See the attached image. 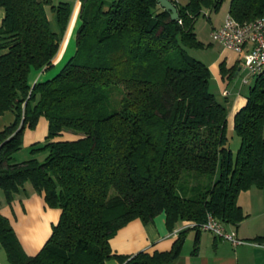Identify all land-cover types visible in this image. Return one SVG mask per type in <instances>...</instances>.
Wrapping results in <instances>:
<instances>
[{
    "label": "trees",
    "instance_id": "obj_1",
    "mask_svg": "<svg viewBox=\"0 0 264 264\" xmlns=\"http://www.w3.org/2000/svg\"><path fill=\"white\" fill-rule=\"evenodd\" d=\"M79 1L75 53L41 79L60 42L46 5L63 34L71 3L0 0V114H14L0 130V187L9 201L29 183L60 209L37 253H25L1 213L0 243L10 264H104L111 256L120 264H170L182 232L169 250L152 254H114L109 239L128 221L159 213L169 228L201 223L207 213L233 225L246 217L239 192L264 187V70L234 115L233 153L210 70L186 48L203 44L194 31L199 12L223 0L175 4V20L157 0ZM228 14L252 20L264 15V0H229ZM32 71L41 76L31 80ZM41 117L44 159L12 160ZM185 171L193 182L179 187ZM197 175L207 178L198 182Z\"/></svg>",
    "mask_w": 264,
    "mask_h": 264
},
{
    "label": "crops",
    "instance_id": "obj_2",
    "mask_svg": "<svg viewBox=\"0 0 264 264\" xmlns=\"http://www.w3.org/2000/svg\"><path fill=\"white\" fill-rule=\"evenodd\" d=\"M71 1L69 2L73 6L72 13L62 44V47H66V49L72 45L75 27L79 21L80 1ZM171 1L174 4H184L187 0ZM209 15L210 13H208ZM3 16V8L0 7V23ZM49 20L51 29L59 35L61 41L62 34L54 12H51ZM210 20L211 31L223 23V17L215 20L210 18ZM217 44L220 48H215L213 43H209L211 47L203 49L208 50L210 54L207 56L200 54L195 58L203 61L212 73L213 89H209L226 110L227 135L232 142L230 143L232 150V145L236 149L239 145V138H236L238 141L234 140L237 136L232 132L234 115L245 104L246 95L254 82V77L251 80L248 79L247 82H242L245 72L241 66L239 55L232 50L223 48L219 42ZM221 66L224 71H221ZM40 76L41 72L37 71H32L30 74L31 80ZM13 121L14 114L11 111L7 110L0 114V130ZM65 136L71 138L73 134L65 133ZM235 152L236 150L233 151V153ZM24 188V190L15 193L9 201L6 200L2 190L0 213L8 220L25 253L33 255L48 239L52 225L59 219L60 209L48 206L43 193L35 191L29 183H25ZM250 191H252L250 188L241 191L237 196V201L246 217L237 225L223 223L227 230L234 229L237 237L246 240V242L233 244L207 230L188 228L182 231L184 241L181 250L170 264H264V247L253 243V241H264V199L251 194ZM180 224L181 222L169 228L164 213L157 214L148 222H143L139 218L132 219L120 227L109 239L111 251L124 256H131L140 251L148 254L155 251H167L181 233L172 234V231ZM0 264H10L1 243ZM104 264H120V262L115 256H111L105 260Z\"/></svg>",
    "mask_w": 264,
    "mask_h": 264
},
{
    "label": "rangeland",
    "instance_id": "obj_3",
    "mask_svg": "<svg viewBox=\"0 0 264 264\" xmlns=\"http://www.w3.org/2000/svg\"><path fill=\"white\" fill-rule=\"evenodd\" d=\"M60 1L72 2L71 0H52V3L58 4ZM105 1L108 4V3L112 2L113 0H105ZM182 1H185V0H182ZM228 5H229V0H223L222 3L218 6V8L216 10L203 8L199 12V14L195 18L194 31H195L198 39H200V41L203 44L201 46H198V47H186L189 55H191L193 57H199L200 54L201 55L206 54V56L209 55L210 54L209 51L208 50L205 51L203 49V48H210L211 46L209 45V43H213V46L215 48H220L219 45L217 44V41L212 38V35L210 33V31H211L210 30L211 29L210 18H214V20H215L219 17H223V21H224L226 15H227V11H228ZM46 9H47L48 16L51 17L52 11L50 9V6L46 5ZM208 13H210V15H209L210 18L208 16ZM69 21H70V18H69ZM69 21L67 22L66 28L62 34V38H61V41L59 44V49H58L57 55L55 56V59L53 61V66L48 70L47 75H42L40 77L41 79H44L46 77H52L53 75L57 74L61 70L63 65L68 61V59L75 53L76 31L80 25L79 21H77V24L75 27L72 45H70V47L68 49H66V47H62L63 40H64V33H65V31L69 25ZM244 72H245V70H244ZM211 78H212V75H211ZM211 78H210L209 88L212 90L213 89V86H212L213 80ZM248 79L251 80L252 76H249ZM246 86H247V84H246ZM46 133H47V121L45 118L41 117L38 120L37 124L33 128L26 129L24 131L22 144H21L19 149L15 150L12 153V160L21 161V160L29 159L31 157H36L39 160L44 159V157L47 154V150L43 148ZM236 138H238V137H235L234 140L238 141V139H236ZM230 143H232V142H230ZM232 150L233 151L236 150V148H234L233 145H232ZM192 174L193 173H191V172H186V171L183 172L180 179H179V183H178L179 187L189 186V184L193 182V179L191 178ZM197 178H198V182H200V181H204L205 178H207V176L197 175ZM194 182H195V180H194ZM250 190H252V191H250L251 194H255L260 199H264V187L253 186V187H250ZM0 195H2V189L1 188H0Z\"/></svg>",
    "mask_w": 264,
    "mask_h": 264
},
{
    "label": "built area",
    "instance_id": "obj_4",
    "mask_svg": "<svg viewBox=\"0 0 264 264\" xmlns=\"http://www.w3.org/2000/svg\"><path fill=\"white\" fill-rule=\"evenodd\" d=\"M211 35L225 49L232 50L239 55L241 66L245 70L242 82H247L249 76L255 77L264 70V15L249 21L238 22L227 14L222 25L214 28ZM194 227L207 230L233 244L246 242L237 237L234 229L227 230L224 224L210 213H207L205 220L201 223L183 221L172 231V234L177 235ZM253 243L264 247V241H253Z\"/></svg>",
    "mask_w": 264,
    "mask_h": 264
},
{
    "label": "water",
    "instance_id": "obj_5",
    "mask_svg": "<svg viewBox=\"0 0 264 264\" xmlns=\"http://www.w3.org/2000/svg\"><path fill=\"white\" fill-rule=\"evenodd\" d=\"M157 2L160 4V6L163 9L169 12L172 20H175L178 18L177 7L171 0H157Z\"/></svg>",
    "mask_w": 264,
    "mask_h": 264
}]
</instances>
